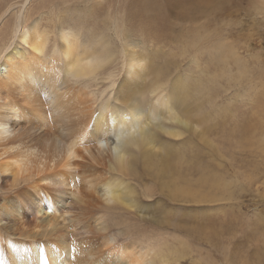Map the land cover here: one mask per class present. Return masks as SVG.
<instances>
[{"label":"rangeland","instance_id":"1","mask_svg":"<svg viewBox=\"0 0 264 264\" xmlns=\"http://www.w3.org/2000/svg\"><path fill=\"white\" fill-rule=\"evenodd\" d=\"M18 22L25 28L38 23L46 48L29 61L41 77L27 80L33 90L22 91L0 70V104L7 108L0 118L13 129L0 137V212L21 218L19 199L37 197L39 164L50 170L49 160L64 156L72 142L81 156L73 164L84 166L75 179L79 202L89 208L80 210L72 201L67 208L72 220L57 212L49 236L34 235L51 226L17 223L9 231L14 244L72 247L76 264H111L114 256L107 252L124 244L129 251L131 244L139 251L156 247L169 264H264V0H0V45ZM61 29L77 37L75 56L88 51L100 58L94 75L60 74V83L41 74L43 66L52 68L48 60L63 41ZM9 41V54L14 48L31 57L28 44ZM131 51L150 69L127 97L145 99L153 108L162 90L163 102L172 96L175 111L188 124L164 113L163 129L151 145L132 148L131 169L122 172L110 142L86 144L81 138L93 132L88 107L113 98ZM14 104L23 117L9 120ZM169 129L181 135H169ZM109 130L105 135L115 132L111 124ZM102 155L107 164L98 158ZM15 160L26 166L18 168ZM108 178L119 194L130 190L133 202L100 198L98 187ZM47 216L39 215L45 221Z\"/></svg>","mask_w":264,"mask_h":264},{"label":"bare ground","instance_id":"2","mask_svg":"<svg viewBox=\"0 0 264 264\" xmlns=\"http://www.w3.org/2000/svg\"><path fill=\"white\" fill-rule=\"evenodd\" d=\"M11 33L13 36L0 45V70L3 71L4 68L8 73L5 77L12 81V83L20 84L22 91H25L26 87L32 89L33 85L27 83V80L29 79L31 83H35L40 80L41 77L37 76L38 72L30 66L31 64L29 61L38 59L44 55L46 48L45 30H40L38 23L31 28H25V26H22L21 23L18 22ZM12 37L14 40H21L33 49L31 51V57L28 55L23 56L21 51L14 48L12 49V55L8 53L7 49L13 44H9V39H12ZM61 37L63 41L55 48L54 51L56 53L50 54L52 59L48 60L52 68L43 66L41 69V74L45 76L47 80L63 83L64 80L60 74L70 75L75 78L89 77L100 69L101 62L98 56L89 54L88 51L83 52L78 57L75 56L79 53V43L77 37L72 32H66L64 29H61ZM14 56H16V58ZM18 56L22 57L17 59ZM13 59L15 60L13 61ZM62 60L65 61L64 71L61 69L64 64ZM124 65V76L113 91V98L100 103L98 108L94 109L93 105L88 107L90 109L89 123L92 125L93 132L86 133L81 138V142L84 141L86 144L91 143L92 140H96L97 142L106 140L110 142L109 149L115 160V166L122 172H127L131 169L132 161L135 157V155H132V148H142L152 144L158 134V130L163 129L164 123H162L161 120L164 113H169V119L177 122L181 126H186L188 121L184 119L183 115L182 117L178 116V113L174 109L172 96L169 97L168 100H165L166 102H163L164 97L161 94L162 90L158 92V98L156 97L153 108L146 107L145 99H139L137 101L130 100L127 97L126 91L132 87L133 84L137 83L138 80L141 81L140 79L145 78L147 73H149L150 66L146 63L143 56L133 51L128 52L126 55ZM132 91L133 90H131V92ZM51 93L52 99L58 96L55 91ZM162 97L163 100L161 99ZM4 110H7V108L0 104V114ZM8 112L10 115H8L9 117H7V119L9 120H18L23 117L22 109L16 104L11 106ZM40 112L41 110H39V113ZM110 124L113 126L115 132L112 135H105L107 131H110ZM165 131L169 135H181V132L175 129ZM12 132L13 129L10 126V121L5 118H0V137L4 138L3 136ZM111 137L112 141H110ZM58 143L61 144V141ZM77 144V142H72L71 146H67L64 150V156L61 158L49 160V163L54 162V165H48L50 170L43 171L39 164L40 175L36 184L33 185L37 192V197L35 199H19L21 205L19 215L21 218L14 216L12 213L0 212V264H76L71 263V256L73 255L72 247H66L65 245L54 242L41 243L36 241L31 242L28 246L14 244L12 241L15 240L10 237L9 231L13 229L17 223L28 220L30 222H36L38 225L44 224L49 227L51 226L50 230L46 229L34 235L49 236L55 230L58 220L57 212H59L60 216H63L64 219L72 220V214L67 213V208L71 206L72 201L75 202L77 208L80 210L89 208L88 205L79 202L81 196L79 195L75 179L79 177L80 171L84 166L73 164L74 161H79L81 157L78 156L75 148ZM84 149L89 150L88 148ZM99 152L101 153L102 151ZM98 158L104 161L105 164L108 163L105 161L103 155ZM14 163L18 168L26 166V164H23L20 160H15ZM110 167L113 168V165H110ZM23 179L27 180L26 178ZM19 184H21V182H19ZM74 184L77 191L68 193L66 186H73ZM177 189L178 186L175 190L177 191ZM129 191L130 190L125 189L119 194L117 185L108 178L101 181L97 193L105 202L116 204L117 202H125L127 200L133 202L132 194H130ZM180 191L187 193L186 189L183 187L180 188ZM22 193L23 192L19 191L15 196L19 198ZM134 206L136 208L138 207L136 203H134ZM41 214L48 215V220L45 221L41 219L39 217ZM7 234L8 236H6ZM60 234H62L61 231L56 232L57 236ZM86 234L87 239L92 241L94 237L93 233L88 232ZM107 242L112 243V241H105V243ZM124 245H116L117 247H113L107 252L108 257L110 255L114 256V260L111 264L114 261L116 264L125 262L128 264H155V262L169 264V260H165L164 254L156 252L158 250L160 251V249L156 247H147L144 251H139L134 244H131L129 251Z\"/></svg>","mask_w":264,"mask_h":264}]
</instances>
